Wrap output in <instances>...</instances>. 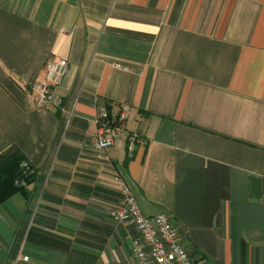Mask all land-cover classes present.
Wrapping results in <instances>:
<instances>
[{
  "label": "crops",
  "instance_id": "crops-1",
  "mask_svg": "<svg viewBox=\"0 0 264 264\" xmlns=\"http://www.w3.org/2000/svg\"><path fill=\"white\" fill-rule=\"evenodd\" d=\"M49 56L67 62L62 102L38 108ZM123 105L135 150L96 158V113ZM10 148L36 175L0 203V264H135L116 175L194 264H264V0H0Z\"/></svg>",
  "mask_w": 264,
  "mask_h": 264
},
{
  "label": "built area",
  "instance_id": "built-area-1",
  "mask_svg": "<svg viewBox=\"0 0 264 264\" xmlns=\"http://www.w3.org/2000/svg\"><path fill=\"white\" fill-rule=\"evenodd\" d=\"M67 69L64 59L49 56L45 60L42 79L29 84L38 108L60 106L62 97L57 89ZM66 113L70 115L71 109L67 108ZM127 118L126 105L120 106L114 116H111L106 108H101L96 113L95 129L89 135L96 158H105L108 149L119 139L126 140V152L131 156L140 136L137 131L127 130ZM27 165V162L21 163L22 168L28 169ZM114 182L122 190L123 198L110 215L115 221L131 223L135 227L136 236L132 239V257L135 264H194L168 213L159 212L144 216L123 179L116 175ZM22 259L28 260V256H22Z\"/></svg>",
  "mask_w": 264,
  "mask_h": 264
},
{
  "label": "trees",
  "instance_id": "trees-1",
  "mask_svg": "<svg viewBox=\"0 0 264 264\" xmlns=\"http://www.w3.org/2000/svg\"><path fill=\"white\" fill-rule=\"evenodd\" d=\"M22 162L28 163V169L21 167ZM31 170L35 169L17 148L0 155V203L34 179L36 171Z\"/></svg>",
  "mask_w": 264,
  "mask_h": 264
}]
</instances>
